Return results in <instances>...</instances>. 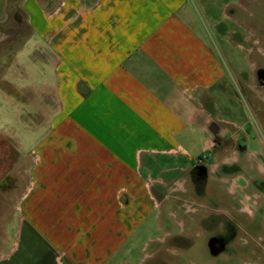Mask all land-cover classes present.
<instances>
[{
  "label": "crops",
  "instance_id": "crops-1",
  "mask_svg": "<svg viewBox=\"0 0 264 264\" xmlns=\"http://www.w3.org/2000/svg\"><path fill=\"white\" fill-rule=\"evenodd\" d=\"M21 6L27 40L46 46L31 54L46 68L44 93L28 102L42 111L44 129L33 133L26 158L15 157L6 152L11 139L0 119V154L10 158L13 178L12 241L0 250V264H138L133 251L142 255L159 241L143 240L149 230L161 231L159 201L199 167L200 153L226 152L219 145L226 128L218 124L227 122L210 108L230 97L221 43L236 46L220 19L243 26L236 19L243 6L236 0ZM22 47L0 80L17 95L23 88L16 93L4 77L21 69ZM24 97H17L20 104ZM217 160L207 166L217 168Z\"/></svg>",
  "mask_w": 264,
  "mask_h": 264
},
{
  "label": "rangeland",
  "instance_id": "rangeland-1",
  "mask_svg": "<svg viewBox=\"0 0 264 264\" xmlns=\"http://www.w3.org/2000/svg\"><path fill=\"white\" fill-rule=\"evenodd\" d=\"M21 1L15 2L13 9ZM236 1L243 6L236 12V19L243 26L220 19L222 31H227V39L236 46L221 43L228 55L231 98L222 99L220 107L213 111L210 108L213 117L227 122L218 124L226 128L219 139L226 152L200 153L194 160L202 158L203 165L197 160L199 167L188 174L186 182L171 186V194L159 201L161 231L143 234V240L157 238L163 243H150L142 255L139 250L133 251L135 263L142 259L138 264H264V0ZM25 8L31 13V7ZM38 10L43 18V3L38 4ZM10 28L19 34L20 40L7 45L9 52L0 60V80L15 64L14 53L25 44L19 57L21 69L13 68L12 77H4L16 93L18 88L23 90L18 95L8 93L7 85L0 83V119L6 121L3 128L11 139V143L5 139L9 144L6 152L15 157L20 153L26 158L33 145V133L44 129L42 111L34 112L28 102L35 92L30 105L44 93L46 68L39 56L32 60L31 54L34 46L42 53L46 46L27 40L30 29L24 21ZM19 94H25L23 104ZM231 122L237 127L228 125ZM215 159L219 166L209 168L207 165L215 164ZM11 168L10 158L0 154V178L9 176V185L5 183L0 194V250L12 241ZM1 227L5 228V237Z\"/></svg>",
  "mask_w": 264,
  "mask_h": 264
},
{
  "label": "flooded vegetation",
  "instance_id": "flooded-vegetation-1",
  "mask_svg": "<svg viewBox=\"0 0 264 264\" xmlns=\"http://www.w3.org/2000/svg\"><path fill=\"white\" fill-rule=\"evenodd\" d=\"M19 0H0V60L4 58V53L9 52L6 50L7 45L9 46V43H14L16 40H20L19 34L16 35L10 26L19 24L21 21H24L26 23V17L23 13V10L21 8V4L16 7V9H13V4L15 2H18ZM22 2V1H21ZM20 2V3H21ZM27 25V24H26ZM258 79H260L259 71L257 69L256 71ZM197 160L202 163V158H197ZM195 160V162L197 161ZM12 172V168H11ZM199 173H196L197 176ZM6 176V177H5ZM196 176L195 179H198ZM7 175H3L0 178V194L2 192V189L6 183V185H9V182H7ZM11 184L12 185V173H11Z\"/></svg>",
  "mask_w": 264,
  "mask_h": 264
}]
</instances>
